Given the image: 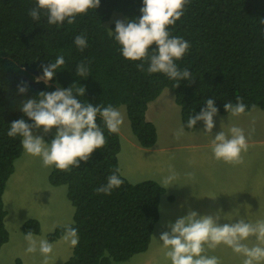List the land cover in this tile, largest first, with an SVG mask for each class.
<instances>
[{
	"label": "trees",
	"instance_id": "trees-1",
	"mask_svg": "<svg viewBox=\"0 0 264 264\" xmlns=\"http://www.w3.org/2000/svg\"><path fill=\"white\" fill-rule=\"evenodd\" d=\"M36 0H0V250L9 240L5 228L7 212L3 195L7 182L15 171V162L22 156V138H11L7 132L13 121L35 122L20 109L23 101L38 99L40 92H54L57 87L86 89L84 96H76L82 103L93 106L111 104L126 106L131 130L143 148L157 143V130L147 121L149 105L169 89L180 107L182 126L187 128L190 115H199L207 99H214L218 114L228 115L225 104L242 98L248 106L264 111V0H190L184 15L174 26L172 36L182 37L191 48L176 61L178 68H188L195 82L181 80L178 88L163 73L140 71L137 64L122 56V46L109 36L115 32L116 22L108 26L115 15L127 22L142 16L143 0H101L100 7L87 15H77L74 24L62 26L47 23L42 10L41 19L34 21L29 11ZM83 35L88 43L80 51L74 40ZM157 50L153 44L150 51ZM63 55L65 65L57 69L51 84L36 82L43 75V66L54 63ZM89 68L88 76H76L78 64ZM148 65L145 64V68ZM25 82L28 91L19 93L18 85ZM106 144L96 149L79 168L62 171L53 166L49 176L52 186H67V197L75 208L74 224L79 243L64 264L125 263L148 251L159 221L161 198L166 193L159 183L145 181L124 183L111 195L97 194L95 189L107 183L112 170L119 168L120 135L108 132L102 118L97 116ZM53 138L48 140L50 143ZM171 202L174 198L170 197ZM26 235L41 233L40 223L29 220L22 226ZM65 228L58 227L49 234L48 241L62 238ZM15 264H22L17 260Z\"/></svg>",
	"mask_w": 264,
	"mask_h": 264
},
{
	"label": "clouds",
	"instance_id": "clouds-1",
	"mask_svg": "<svg viewBox=\"0 0 264 264\" xmlns=\"http://www.w3.org/2000/svg\"><path fill=\"white\" fill-rule=\"evenodd\" d=\"M101 0H36V6L30 9L29 16L34 21L41 19V11L47 15V23L62 26L65 21L68 24L76 22L77 15H87L90 9L100 7ZM190 0H143L140 9L142 16L127 22L116 21L115 32L109 30V36L122 46V56L132 61H143L137 64L140 71L149 74L163 73L173 81H177L173 87L178 88L181 80L195 82V76L188 68H178L176 61L181 60L191 48L188 41L182 37L172 36L169 26H174L184 15L185 7ZM264 26V18L259 20ZM80 51L88 47L86 38L77 35L74 40ZM155 44L157 50L150 51ZM145 64L148 65L145 68ZM65 65V58L60 55L54 63L43 66V75L37 76L36 82L43 80L50 82L57 69ZM89 68L84 62L78 64L76 76H88ZM19 93L25 94L28 87L25 82L18 85ZM86 89L80 87L73 91L57 89L54 92H40L38 99H28L22 102L21 110L33 120L34 124L27 123L24 119L13 121L7 132L11 138L21 137L23 149L29 155L41 157L45 167L55 166L62 171H70L72 167L79 168L81 161L87 163L96 149H101L106 144V138L102 128L97 123V116L102 118L104 125L111 134L120 132L124 124L122 113L111 104L104 107L102 104L93 106L91 103H82L76 96H84ZM206 107L199 115H190L187 128H195L198 121L205 123V130L211 133L214 128V116L218 109L214 99H207ZM247 105L242 98L237 97V103L228 102L225 109L231 116L245 114ZM255 108V105L252 106ZM43 128L45 134L57 129L55 138L46 143L42 136H34L33 129ZM230 138L224 131L218 133L212 145V151L217 160H223L229 164H242V152H247L248 143L243 129L230 128ZM184 135V126L176 132L179 139ZM170 174L163 178L161 186L168 188L174 185L178 179L177 173L169 167ZM122 174L117 167L107 177V183L95 189L97 194L111 195L114 189L120 188L124 183L120 178ZM194 179V173H187ZM219 216H199L195 211L189 210V214L179 218L175 223L169 222V231L162 232L160 240L164 248L168 249L166 257L171 264H221L218 257L205 255L206 248L215 249L224 244L241 254L243 264H260L264 261V220L256 223L246 222L240 219L238 223L219 225ZM255 237L257 244L249 247L244 241ZM28 242L26 252L35 253L37 250L44 256L43 264H48V258L53 252V245L45 239L37 240L29 231L25 235ZM63 241L72 247L79 243L78 229L65 226L62 236Z\"/></svg>",
	"mask_w": 264,
	"mask_h": 264
},
{
	"label": "rangeland",
	"instance_id": "rangeland-1",
	"mask_svg": "<svg viewBox=\"0 0 264 264\" xmlns=\"http://www.w3.org/2000/svg\"><path fill=\"white\" fill-rule=\"evenodd\" d=\"M122 19L120 15H115L108 26ZM117 109L124 117L119 132L121 151L118 155L122 176L131 184L152 180L161 185L163 178L170 174L171 167L178 179L174 185L165 188L166 193L159 206L160 218L148 251L128 262L114 264H171L165 255L168 249L164 248L160 235L165 231L170 232L167 227L169 222L175 223L187 216L189 210L201 217L219 216V225L238 223L240 219L249 223L264 220L263 110L256 108L238 117L230 113H217L213 118L215 126L211 133L206 132L205 123L202 122L194 132L184 130V135L176 139L175 132L182 126L181 111L172 91L166 89L149 105L146 115L147 121L156 127L157 143L152 148H143L131 130L126 106L121 105ZM233 126L243 129L248 143L247 152L241 153L242 164L217 160L212 151L215 136L224 131L230 138V128ZM33 134L42 136L48 143L50 138H55L57 129L53 128L45 134L41 127L33 129ZM132 143H136L138 148ZM53 166L45 167L41 157L29 155L24 149L15 162V171L3 195L9 240L0 250V264H15L17 260L22 264H43L44 256L39 250L26 252L28 242L21 229L25 222L39 221L41 233L33 236L37 240L47 241L49 234L58 227L74 224L75 208L67 197V186L55 187L49 182ZM187 173H194V179L189 178ZM170 197L174 201L171 202ZM244 243L252 247L257 240L250 237ZM51 244L53 252L48 264H64L72 256L73 247L62 238ZM204 254L218 257L221 264H243L244 259L224 244L215 249L206 248ZM260 264H264V261Z\"/></svg>",
	"mask_w": 264,
	"mask_h": 264
},
{
	"label": "crops",
	"instance_id": "crops-1",
	"mask_svg": "<svg viewBox=\"0 0 264 264\" xmlns=\"http://www.w3.org/2000/svg\"><path fill=\"white\" fill-rule=\"evenodd\" d=\"M133 144V146L135 147V148H138V146H137V144L136 143H132Z\"/></svg>",
	"mask_w": 264,
	"mask_h": 264
}]
</instances>
